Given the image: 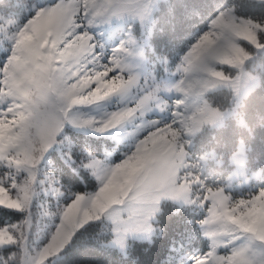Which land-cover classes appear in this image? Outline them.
<instances>
[{
    "label": "snow or ice",
    "instance_id": "snow-or-ice-1",
    "mask_svg": "<svg viewBox=\"0 0 264 264\" xmlns=\"http://www.w3.org/2000/svg\"><path fill=\"white\" fill-rule=\"evenodd\" d=\"M150 3L151 0H56L37 8L22 25L8 21L15 25V31L10 37V55L0 65V164H6L10 171L0 176V206L21 212L29 209L36 193L37 165L66 120L97 123L95 118L77 120L72 112L75 105L125 93L136 83L135 76L124 73L128 67L123 62L128 51L124 42L104 59L103 51L98 50L102 45L89 28L112 17L144 21L149 17ZM242 41L264 49V23L238 17L232 9L221 11L178 66L182 78L174 88L183 98L174 101L172 122L161 125L151 121L146 134L114 165L95 158L84 162L83 166L91 169L99 181L97 190L77 193L59 209V223L34 256L29 248V218L0 227V247L16 248L7 259L0 256V264H45L81 226L101 217L111 221L112 243L124 249L129 235L152 233L150 221L164 197L207 208V217L201 223L205 234L212 238V247L196 257L194 264H264V188L247 198L233 200L222 187L205 183L199 166L186 160L187 141L180 139L182 134L199 132L206 124L219 123L224 116L207 102L189 104L190 97L217 85L228 86L239 94L254 83V78L244 71L250 53ZM216 63L239 71L229 76L216 71L212 67ZM198 74L211 78L194 80ZM155 91L145 93L133 106L99 120L98 130L113 128L138 112L143 114L156 99ZM17 172L26 175L19 180ZM114 186L120 191L110 192ZM97 208L100 213L95 211ZM224 236L231 238L229 243L246 236L259 242L260 248L240 244L227 254H218L216 249Z\"/></svg>",
    "mask_w": 264,
    "mask_h": 264
},
{
    "label": "rangeland",
    "instance_id": "rangeland-1",
    "mask_svg": "<svg viewBox=\"0 0 264 264\" xmlns=\"http://www.w3.org/2000/svg\"><path fill=\"white\" fill-rule=\"evenodd\" d=\"M14 1L17 4H20L21 10L7 11L0 9V65H2L8 55H10L13 45V41L10 37L15 31V25L9 24L8 21L11 19L22 25L33 15L37 8L46 7L56 2V0ZM162 1L163 0H151L149 17L144 21H141L139 18H131L127 16L112 17L108 21H97L90 26L89 31L102 45V49L98 50L103 51L104 59H108L113 48L121 44L122 41L124 42V47L128 50L123 55V62L128 66L125 68L124 73L125 75L131 74L135 76L136 83L125 93L113 94L104 100L92 104L75 105L72 112L77 120L95 118L97 123L81 124L74 123L72 119L66 120L60 132L57 134L54 143L46 150L37 165L36 193L32 198L29 209L25 212L10 209L14 214L12 212L5 214L0 210V227L20 223L26 217L30 219L28 236L31 255L34 256L35 253L44 246L51 232L55 230L60 219L58 214L59 209L70 203L75 194L91 193L96 191L99 186V181L92 174L91 169L87 168L96 180V185L94 187L74 193L66 191L63 187L55 169L56 158L54 150L59 151V153H61L69 162L71 159L75 158L70 151L73 137L70 135L69 128L84 131L92 135H99L104 138L100 152L93 151L91 146L85 148L86 154L84 158L81 159L82 165L84 162L93 158L100 160L104 164L114 165L124 157L126 152L134 147L135 143L142 138L143 135L146 134L148 128L151 126V121H156L161 125L172 122L174 119L173 111L175 110L174 101L183 98L182 94L178 93L174 88V85L182 78V73L178 71V66L192 45L198 41L204 32L210 29L211 21L215 19L221 11L232 9L234 15L238 17L264 23L251 16L242 15L238 12V8L234 3L220 6V8H218V10L211 16L208 26L197 35L195 41L178 58L154 55L152 35L154 32L156 11ZM241 43L250 53L249 59L244 65V71L248 72L254 78V83L250 87L242 89L239 94L228 86L217 85L208 89L200 96L190 97L188 101L189 104L198 106L207 102L209 106L218 109L224 114V116L219 123L206 124L199 132L194 134H182L180 138L181 142L187 141V143H184L186 160L189 163H195L199 166L198 171L205 183L214 187H222L225 193L233 200L247 198L260 188H264V170L260 167L253 168L249 166L247 143L245 139L241 138L237 148L227 154L223 150H219L215 147L209 148L205 145H201L198 142V136L207 126L220 127L224 125L227 118L230 116L237 117L241 122L244 121V116L240 112L239 106L242 99L260 83L264 49H257L253 45L243 41ZM212 67L216 71H222L232 77H234L239 71V69L218 63L213 64ZM209 78L211 77L205 74H198L193 77L194 80ZM220 88H228L232 90L233 99L230 105L222 107L214 102L211 92ZM153 89L156 90V99L149 104V106L143 111V114L138 112L132 118L113 128L105 129L103 131L98 130L99 120L106 118L115 110L133 106L141 96ZM165 103L167 104V107H161V105ZM237 160L242 162L237 163ZM8 171H10V169L6 164H0V176ZM16 175L19 180H22L26 173L17 172ZM49 178L52 180L51 184H49ZM120 179L122 181L123 178ZM41 181L43 183H41ZM53 188H58L59 191L54 192L52 191ZM109 191H120V189L114 186L109 189ZM165 201L189 206L194 209L199 216V228L202 235L207 239V246L204 249L195 246L194 251L189 249L190 247L188 246L186 252H182L181 256L174 263L194 264L196 257L205 255L212 247V238L205 234V227L201 223L207 217L208 213L205 205L188 202L183 199L162 198L158 205L159 210L150 221L153 225L152 233L147 235H129L127 237V246L124 249H121L119 246L112 243L113 233L111 230V221L107 220L106 217H101L98 221H101L102 224L112 233L107 244L127 253L128 246L132 240L153 241L154 236L160 230L157 219ZM95 211L100 213V209L98 208ZM220 239L222 242L218 244L216 249L218 254H227L231 251L233 246L240 244H248L254 249L260 248L259 242L250 241L246 236H241L239 239L231 241V243L228 242L231 239L228 236L221 237ZM63 249L50 256L45 264H48L49 261L53 262L58 259L63 254ZM15 250L16 248L14 245L0 247V256L7 259V257Z\"/></svg>",
    "mask_w": 264,
    "mask_h": 264
},
{
    "label": "trees",
    "instance_id": "trees-1",
    "mask_svg": "<svg viewBox=\"0 0 264 264\" xmlns=\"http://www.w3.org/2000/svg\"><path fill=\"white\" fill-rule=\"evenodd\" d=\"M231 3L242 15L264 22V0H163L155 16L153 54L178 58L208 26L218 8ZM0 9L15 11L21 10V6L14 0H0ZM211 95L222 107L232 103L231 89H216ZM239 108L244 116L243 122L230 116L220 127L207 126L199 134L198 142L229 154L243 138L247 143L249 166L264 170V55L260 83L242 99ZM69 130L73 137L70 151L75 158L69 162L54 150L55 169L66 191L74 193L96 185L95 178L82 165L81 159L87 146L100 152L104 138L73 128ZM0 210L14 214L8 208L0 207ZM157 222L160 230L153 241L132 240L124 253L107 244L112 233L101 221H90L76 231L63 254L48 264H174L188 246L192 251L195 246L202 249L207 246V239L199 228V216L189 206L165 201Z\"/></svg>",
    "mask_w": 264,
    "mask_h": 264
}]
</instances>
